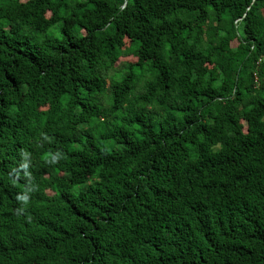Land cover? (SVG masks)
Masks as SVG:
<instances>
[{
	"label": "trees",
	"instance_id": "trees-1",
	"mask_svg": "<svg viewBox=\"0 0 264 264\" xmlns=\"http://www.w3.org/2000/svg\"><path fill=\"white\" fill-rule=\"evenodd\" d=\"M263 8L0 0V264H264Z\"/></svg>",
	"mask_w": 264,
	"mask_h": 264
},
{
	"label": "rangeland",
	"instance_id": "rangeland-1",
	"mask_svg": "<svg viewBox=\"0 0 264 264\" xmlns=\"http://www.w3.org/2000/svg\"><path fill=\"white\" fill-rule=\"evenodd\" d=\"M262 15L264 17V8L262 10ZM45 16H49V14L45 13ZM128 46H129V40L125 37H121L120 38L121 57L119 58L118 62L115 64V70H117L114 73L115 80H119L122 77L123 73L126 71V70L125 71L122 70L123 67L126 66V63H132L136 61V59L128 53ZM209 67H210L209 65H206L205 69ZM43 109H46V107H43ZM105 120L109 121V118L106 117ZM60 186L61 185L58 184V187Z\"/></svg>",
	"mask_w": 264,
	"mask_h": 264
}]
</instances>
